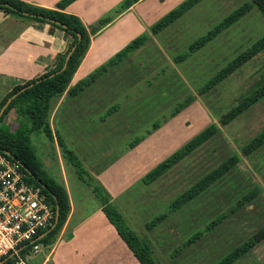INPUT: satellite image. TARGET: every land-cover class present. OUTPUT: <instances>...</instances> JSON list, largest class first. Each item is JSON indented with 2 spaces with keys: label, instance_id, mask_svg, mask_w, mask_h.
Returning <instances> with one entry per match:
<instances>
[{
  "label": "rangeland",
  "instance_id": "rangeland-1",
  "mask_svg": "<svg viewBox=\"0 0 264 264\" xmlns=\"http://www.w3.org/2000/svg\"><path fill=\"white\" fill-rule=\"evenodd\" d=\"M183 1L147 0L139 9L147 14H166ZM119 4L103 16L115 14ZM170 5L173 6L169 8ZM237 10L242 12L235 21L187 55L190 43ZM151 26L148 34L144 32L146 42L86 88V97L81 96L78 101L67 95L59 109L61 97L54 100L49 119L53 139L42 128L32 126L22 107L12 108L4 116L3 125L29 136L44 175L69 189L77 206L75 218L80 220L97 210L105 198L117 207L126 225L150 245L160 264H215L264 226V146L249 155L243 153V146L264 129V98L235 119L227 120L231 108L264 81V12L253 0H197L157 33L152 32ZM125 36L121 34V39ZM66 37L67 49L71 37ZM238 56L242 61L231 74L201 88ZM75 101L77 106H73ZM193 102L200 103L201 112L208 115V121H204L199 111H193L194 130L206 123H216L218 131L158 178L145 183V140ZM88 103L95 111L86 116L80 110L81 114H74L78 106L82 109V104ZM110 106L117 110H108ZM75 118L78 123L82 118L81 125L78 124V132L84 136L82 141L74 140L72 135ZM88 119L90 124L86 126ZM156 122L159 126L154 130ZM59 129L66 137L61 147L56 137L61 134ZM158 141L159 138L154 142ZM140 144L143 148H138ZM157 146L154 148L158 149ZM121 151L130 156L126 168L131 184L124 194L113 196L102 184L100 175L106 171L102 167L104 160L114 162ZM235 154L239 161L227 173L183 205L170 209L177 197ZM94 187L101 195L97 196ZM249 192H254L253 198L240 204ZM161 214H165L162 219ZM209 225H213L211 229H207ZM69 232L65 234L68 237ZM196 233L199 236L189 242ZM40 259L31 255L29 264H39ZM231 264H264V239Z\"/></svg>",
  "mask_w": 264,
  "mask_h": 264
},
{
  "label": "trees",
  "instance_id": "trees-1",
  "mask_svg": "<svg viewBox=\"0 0 264 264\" xmlns=\"http://www.w3.org/2000/svg\"><path fill=\"white\" fill-rule=\"evenodd\" d=\"M75 0H59L55 8H46L31 4L24 0H0V8L7 13H17L23 16L32 18L38 22L49 23L53 27H58L65 31L67 36L71 37V42L67 49L56 55L54 64L50 69H47L38 77L26 80L22 84L15 85L1 100L0 110L3 105L16 94L23 87H26L23 91L18 93L8 103L3 113L0 115V152L4 153L8 157L19 160L31 173V180L41 185L43 193L47 198L55 205L57 209V221L55 225L43 236L41 241L45 244L53 243L59 235L60 230L66 223L71 203L68 191L62 183H58L54 179L48 178L44 175L39 165L38 158L35 150L31 146L29 136L20 130V132H13L3 125L4 116L12 109L22 107L25 115L28 116L32 126L34 128H42L46 134L53 139V132L50 125V116L52 112V106L54 100L59 99L63 93L67 92L69 95H77L91 84H93L103 73L109 68L121 62L125 56L130 54L133 50L141 47L147 38V34L143 33L132 39L121 51L115 53L106 62L95 68L85 77L77 80L71 84L73 76L77 71L81 61L86 55L89 46L91 44V35L95 34L102 26L111 21L112 16L108 15L98 19V21L89 29L82 22L81 18L75 14L65 12L64 9ZM138 0H123L118 8L117 12L123 11L125 8L131 6ZM197 0H184L179 7L170 10L162 18L156 21L151 30L153 33H157L164 27L172 23L184 10L194 4ZM264 12V0H253ZM242 12L237 10L229 18L222 21L217 27L209 31L203 37L194 40L189 44L190 52L203 47L211 39L216 36V33L231 24ZM264 43V39H263ZM264 45V44H263ZM74 47V48H73ZM262 47V46H261ZM73 51L69 58L67 55L70 50ZM180 57H184V54ZM177 59V58H176ZM241 56L231 60L226 66L221 68L217 76L213 80L203 84L202 89L217 83L219 80L224 79L231 74L240 64ZM198 90V89H197ZM200 91V89H199ZM264 98V81L254 87L252 91L241 100L238 104L231 108L228 113L227 120H233L240 114L248 110L258 101ZM24 104V105H23ZM188 105L182 104L179 109ZM112 110V109H110ZM109 112V111H108ZM111 112V111H110ZM109 112V113H110ZM176 113V112H173ZM224 123L225 121L222 120ZM159 126V122L154 123V129ZM218 131L216 123H212L206 126L192 139L174 151L171 155L157 164L152 170H150L143 178L145 183H150L174 164L182 160L185 156L195 150L203 142L208 140L214 133ZM57 143L59 146H64L63 136L59 133L56 134ZM140 139V138H139ZM138 139V140H139ZM137 140V141H138ZM135 145L134 143H131ZM264 146V129L259 131L250 141L243 146V153L249 155L254 151ZM239 156L237 154L223 160L217 167L202 176L196 183H194L189 189L177 197L170 205V209H176L183 205L189 199L199 194L210 184L215 182L225 173H227L237 162ZM97 188V187H96ZM93 188L95 193L99 189ZM101 194L97 193V196ZM254 192H249L240 199V204L250 200L254 196ZM101 208L105 213L108 220L116 227L118 233L131 249L133 254L137 257L141 264H160L153 256L150 245L143 241L135 231H133L128 225H126L123 215L117 209V207L109 200L105 198L101 199ZM165 214L159 215L162 219ZM152 224L148 223L147 226L151 227ZM154 225V224H153ZM214 225V224H213ZM213 225H209L207 229H211ZM199 236V233L189 240L192 242ZM264 239V226L250 235L246 240L234 247L232 250L222 256L215 264H231L247 252L252 250L259 242Z\"/></svg>",
  "mask_w": 264,
  "mask_h": 264
},
{
  "label": "crops",
  "instance_id": "crops-1",
  "mask_svg": "<svg viewBox=\"0 0 264 264\" xmlns=\"http://www.w3.org/2000/svg\"><path fill=\"white\" fill-rule=\"evenodd\" d=\"M24 1L46 8H55L59 0ZM122 1L75 0L67 5L64 11L79 16L89 29L98 19L104 17L103 14L106 11H110ZM145 1L147 0H138L120 13L116 9L115 14L111 13L112 15H110L112 16L111 21L91 35L89 49L75 72L71 84L85 77L115 53L121 51L135 37L144 32L148 34L149 27L165 15L143 12L139 7ZM172 6L170 5L169 8ZM51 27L53 26L49 23L38 22L17 13H7L0 8V102L15 85L22 84L26 80L42 74L54 62L56 55L66 49L67 37L65 31L58 27H55V29H51ZM121 34L126 35V38L124 37L125 39L122 40ZM109 70L110 68L106 72ZM86 91L84 89L77 95L70 96L80 101L81 96H87ZM67 95L69 97V94L65 92L59 99L58 109L63 105ZM78 101H75L73 106H77ZM90 105L89 103L82 104V109L79 106L78 108L75 107L77 111L74 114H81L80 111L84 113V116L88 113L91 114L95 111V108L92 110L89 107ZM200 105L197 102L191 103L182 111L173 115L158 129H154L155 131L151 133L152 136L150 135L147 138L148 140H145L146 146H144L145 154L142 157V166L148 169L147 173L208 125L205 122L206 124L202 128L195 130L192 126L193 111H199L204 116V121H208L205 116L207 114H205V111L201 112L203 109ZM110 109L115 111L117 107L110 106L108 110ZM188 118L190 119L189 122L186 121ZM75 120L71 124L72 135L74 140L82 141L81 138L84 136H81V133L78 132L80 131L78 126L81 125L82 118L79 123L76 118ZM88 121L86 126L90 124V119ZM82 126L84 127L85 124ZM59 131L66 138L60 129ZM158 138L159 141L155 143L154 141ZM91 140L92 138L90 142ZM156 144H158V149L154 148ZM149 147L154 149H149ZM138 148H143V144H140ZM135 152L136 149L130 151V155ZM115 159L114 162L108 161L109 159L104 160L105 164L102 167L106 171L100 175L102 184L113 196L124 194V190L126 191L131 184L129 169L126 168L130 156L128 153L123 154V151H121ZM110 163L111 166H109ZM106 172H109V174ZM67 191L71 203L69 217L53 244L44 248L38 255L41 257L39 264H48L49 262L52 264H141L120 236L116 227L108 220L99 204L97 210L92 213L81 217L80 220L78 217L75 218L77 206L68 188ZM68 231H71L69 232L71 233L70 237L65 235Z\"/></svg>",
  "mask_w": 264,
  "mask_h": 264
},
{
  "label": "built area",
  "instance_id": "built-area-1",
  "mask_svg": "<svg viewBox=\"0 0 264 264\" xmlns=\"http://www.w3.org/2000/svg\"><path fill=\"white\" fill-rule=\"evenodd\" d=\"M57 209L17 159L0 152V264H29L47 244Z\"/></svg>",
  "mask_w": 264,
  "mask_h": 264
},
{
  "label": "water",
  "instance_id": "water-1",
  "mask_svg": "<svg viewBox=\"0 0 264 264\" xmlns=\"http://www.w3.org/2000/svg\"><path fill=\"white\" fill-rule=\"evenodd\" d=\"M74 48V47H73ZM73 48L72 50L69 51L68 55H67V59L69 58V56L71 55L72 51H73ZM26 87H23L21 90H19L16 94H14L11 98H9L7 100V102L3 105V107L1 108L0 110V115L3 113L4 109L6 108V106L8 105V103L13 99V97H15L18 93H20L21 91H23Z\"/></svg>",
  "mask_w": 264,
  "mask_h": 264
}]
</instances>
